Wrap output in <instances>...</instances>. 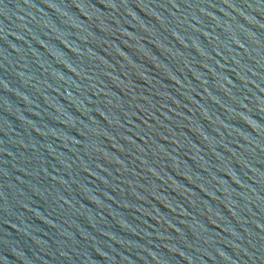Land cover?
I'll return each instance as SVG.
<instances>
[{
	"label": "water",
	"instance_id": "95a60500",
	"mask_svg": "<svg viewBox=\"0 0 264 264\" xmlns=\"http://www.w3.org/2000/svg\"><path fill=\"white\" fill-rule=\"evenodd\" d=\"M0 264H264V0H0Z\"/></svg>",
	"mask_w": 264,
	"mask_h": 264
}]
</instances>
